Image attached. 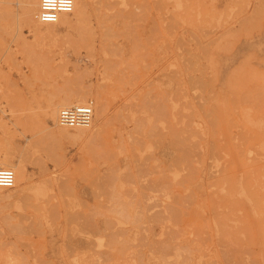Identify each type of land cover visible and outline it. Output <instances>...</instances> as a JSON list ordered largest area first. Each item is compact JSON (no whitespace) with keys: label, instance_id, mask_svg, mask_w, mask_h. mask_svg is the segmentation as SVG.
Returning <instances> with one entry per match:
<instances>
[{"label":"rangeland","instance_id":"obj_1","mask_svg":"<svg viewBox=\"0 0 264 264\" xmlns=\"http://www.w3.org/2000/svg\"><path fill=\"white\" fill-rule=\"evenodd\" d=\"M21 1L0 153L31 179L0 193V264H264V0H77L41 41ZM80 89L105 123L57 142L49 106Z\"/></svg>","mask_w":264,"mask_h":264},{"label":"bare ground","instance_id":"obj_2","mask_svg":"<svg viewBox=\"0 0 264 264\" xmlns=\"http://www.w3.org/2000/svg\"><path fill=\"white\" fill-rule=\"evenodd\" d=\"M11 0H0V16L3 15H7L10 12V5H11ZM40 3L41 0H22L21 1V8H22V16L24 21H25V25L34 32V35L36 36V39L39 41L41 40H45L46 38H50V39H55L56 38V34H54L55 31V27L59 24H68L71 27H74L76 25H78L88 14V6H89V2H84L82 5L79 4V2L77 0H75V8L74 11L72 13H74V17L75 20H73L72 18L69 17V15L71 14H62L60 19L56 22V23H48V24H44L41 23L38 19V15H39V11H40ZM105 6V5H104ZM13 13H11L12 15ZM14 16V15H13ZM88 16V15H87ZM86 20V19H85ZM41 24L46 25L48 28L45 32H42L41 30ZM83 24V23H82ZM46 29V28H45ZM78 29V28H77ZM199 29V28H198ZM193 31V30H192ZM106 33V32H105ZM108 34V32H107ZM112 35V34H111ZM184 44V43H183ZM190 61V60H189ZM191 80V79H190ZM203 83V82H202ZM201 83V84H202ZM7 89V88H6ZM5 91V90H4ZM9 91V90H7ZM6 92V91H5ZM4 92V93H5ZM6 95V94H5ZM8 95V93H7ZM9 97V96H8ZM52 100V99H51ZM51 100L49 102H51ZM87 102V95L86 92L82 89L80 90H74L72 92H70L69 94L65 95V97L62 99L61 103L57 106L51 104L49 106L50 110L48 111L49 114H51V116L54 118L55 123L57 125H60L59 123V113L61 111L62 108L65 107H72V106H77V105H82V104H86ZM94 103V102H93ZM18 104V103H17ZM182 105V104H181ZM60 106H64L60 109L59 111V107ZM11 108L13 106H10ZM124 107V106H123ZM94 119H93V123L95 124L96 127H100L103 125V123H105V119L107 116V107H106V103L103 101V98H99L97 105H94ZM5 110V109H4ZM13 111V110H12ZM180 111V110H179ZM18 115V113H16ZM22 114V113H21ZM119 115V114H118ZM120 117V116H119ZM158 117V116H157ZM19 118V117H18ZM192 118V117H191ZM193 119V118H192ZM138 120V119H136ZM100 121V122H99ZM92 123V124H93ZM188 123V122H187ZM137 124V123H136ZM140 125V124H139ZM61 126V125H60ZM94 126V127H95ZM91 127V126H90ZM90 127L87 128H76V129H70V130H75L74 133L69 132V128L67 127H60V134H52L53 138L58 142L61 138L63 137H67L69 136L70 138V134L75 137V138H81L84 136H89V137H94V133L88 135L87 134V129H90ZM135 127V126H134ZM167 127V126H166ZM126 129V128H125ZM140 129V128H139ZM152 131V130H151ZM159 132V131H157ZM156 134V132H155ZM153 135V134H152ZM162 135V134H160ZM136 137V136H135ZM55 155V154H54ZM22 158V156H21ZM15 159V155H14V151L11 152H3L0 153V167H8V166H12L16 173V182H15V186L12 188L14 189L15 187L17 188V186L20 183V179H23L26 183L30 181L31 177L27 168V165L25 163L22 162L21 165H17L15 163H13V160ZM57 160V159H56ZM27 161V160H26ZM11 168V167H10ZM44 179V178H43ZM47 180V179H46ZM50 181V180H48ZM32 183V182H31ZM51 183V181H50ZM62 185V184H61ZM50 186V185H49ZM51 187V186H50ZM27 188V187H26ZM30 188V187H29ZM69 190V189H68ZM4 190H0V193H2ZM24 195V194H23ZM22 195V196H23ZM27 195V194H26ZM30 197V196H29ZM52 197V196H51ZM24 199V198H23ZM46 200V199H45ZM27 204V203H26ZM52 205V204H51ZM53 210V209H52ZM53 211H57V210H53ZM93 212V211H92ZM76 213V212H75ZM59 214V213H58ZM80 215V214H79ZM93 215V214H92ZM53 216V215H52ZM57 216V214L55 215ZM74 216V215H73ZM82 216V215H80ZM77 217V216H76ZM86 217V216H85ZM93 217V216H92ZM90 217V218H92ZM72 218V217H71ZM81 218V217H80ZM79 218V219H80ZM83 218V217H82ZM75 219V218H74ZM76 220V219H75ZM74 220V221H75ZM85 220V219H84ZM87 220V219H86ZM85 220V221H86ZM93 220V219H92ZM40 223V221L38 222ZM88 223V222H86ZM85 223V225H86ZM80 225V224H79ZM91 225V222H90ZM89 225V226H90ZM38 226V225H36ZM96 227V226H95ZM41 229V228H40ZM86 229V228H85ZM39 230V229H38ZM89 233V232H88ZM67 237V236H66ZM71 237V236H70ZM4 243V242H3ZM94 244V243H93ZM4 245V244H3ZM2 245V246H3ZM4 250V249H1ZM10 250V249H9ZM16 253V252H15ZM9 255V254H8ZM83 256V254H82Z\"/></svg>","mask_w":264,"mask_h":264},{"label":"built area","instance_id":"obj_3","mask_svg":"<svg viewBox=\"0 0 264 264\" xmlns=\"http://www.w3.org/2000/svg\"><path fill=\"white\" fill-rule=\"evenodd\" d=\"M75 0H41L38 19L41 23H56L62 14L74 11ZM94 103L62 108L59 123L69 129L90 127L94 119ZM16 173L13 168L0 167V190L12 189L15 186Z\"/></svg>","mask_w":264,"mask_h":264}]
</instances>
